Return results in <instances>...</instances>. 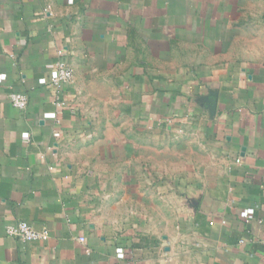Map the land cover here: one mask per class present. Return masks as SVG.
Masks as SVG:
<instances>
[{
    "label": "crops",
    "instance_id": "obj_1",
    "mask_svg": "<svg viewBox=\"0 0 264 264\" xmlns=\"http://www.w3.org/2000/svg\"><path fill=\"white\" fill-rule=\"evenodd\" d=\"M0 264H264V0H0Z\"/></svg>",
    "mask_w": 264,
    "mask_h": 264
},
{
    "label": "built area",
    "instance_id": "obj_2",
    "mask_svg": "<svg viewBox=\"0 0 264 264\" xmlns=\"http://www.w3.org/2000/svg\"><path fill=\"white\" fill-rule=\"evenodd\" d=\"M73 71L65 63H60L50 75L49 83L57 89H60L64 84L70 83L73 79ZM45 81V80H44ZM46 82V81H45ZM10 102L17 108L25 109L29 104V96L20 91H13L9 95ZM57 105L62 106L64 102L57 100ZM47 117H56V113H48ZM6 232L9 236L23 240L25 242L35 241L47 237L45 231H41L31 223L25 220L17 221L6 226Z\"/></svg>",
    "mask_w": 264,
    "mask_h": 264
}]
</instances>
